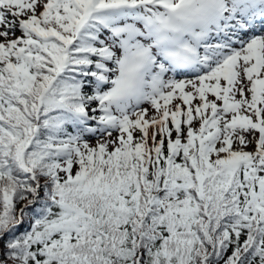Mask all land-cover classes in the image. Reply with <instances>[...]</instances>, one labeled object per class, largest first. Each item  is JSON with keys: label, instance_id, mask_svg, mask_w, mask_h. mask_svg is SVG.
<instances>
[{"label": "snow or ice", "instance_id": "snow-or-ice-1", "mask_svg": "<svg viewBox=\"0 0 264 264\" xmlns=\"http://www.w3.org/2000/svg\"><path fill=\"white\" fill-rule=\"evenodd\" d=\"M0 264H264V0H0Z\"/></svg>", "mask_w": 264, "mask_h": 264}]
</instances>
